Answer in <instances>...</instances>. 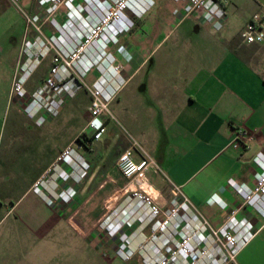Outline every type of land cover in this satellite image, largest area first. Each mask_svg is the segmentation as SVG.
<instances>
[{"label":"crops","instance_id":"obj_1","mask_svg":"<svg viewBox=\"0 0 264 264\" xmlns=\"http://www.w3.org/2000/svg\"><path fill=\"white\" fill-rule=\"evenodd\" d=\"M20 1L23 0H0V108L1 100H6L23 38L20 9L27 13L36 9L34 0H29L25 8L17 5ZM223 1L224 18L216 30L210 20L184 15L181 6L173 10L178 16L174 24L186 16L190 19L183 28L187 33L183 44L172 41L167 46L176 55L158 58L168 68L165 71H139L144 57L138 56L125 38L137 17L106 49L113 63L120 65L118 75L122 82L113 92L110 107H117L122 99V147L134 141L156 166L144 169L139 186L156 202L163 203L170 183L178 185L212 226L218 225L227 211L240 202L230 183L251 186L257 171L252 158L256 154L264 156V41L244 44L238 37L248 16L264 9V0ZM154 27L148 23L146 29L153 31ZM43 28L47 33V25ZM30 37L28 30L24 38ZM135 43L138 46L141 41ZM182 49L190 54H177ZM48 65L49 55L42 67L39 61L30 72L29 76L37 70L36 84L45 76ZM90 69L89 81L97 75L95 67ZM86 97L87 106V93ZM85 120L79 131H85ZM236 130L248 133L250 138L245 142L234 139ZM71 139L53 152L42 171ZM131 157L138 159L136 148ZM38 174L2 209L0 264H62L63 238L70 242L82 238L87 247L99 246L91 226L102 214L112 187L105 181L91 182V171L79 183L59 185L61 188L70 183L74 190L66 202L47 203L31 188ZM123 186L126 183L122 177ZM217 198L225 202V208L216 205ZM240 215L248 218L254 232L228 264H264V221L248 207L239 208L236 216ZM75 216L77 223L72 221ZM38 247L45 248L43 255L37 252Z\"/></svg>","mask_w":264,"mask_h":264},{"label":"built area","instance_id":"obj_2","mask_svg":"<svg viewBox=\"0 0 264 264\" xmlns=\"http://www.w3.org/2000/svg\"><path fill=\"white\" fill-rule=\"evenodd\" d=\"M176 1L181 2L184 15L210 20L214 29L224 18L223 0ZM150 2L34 0V11L27 13L20 9L23 35L30 30L31 37L22 38L8 95L21 98L26 94L25 80L40 59L50 52L47 72L21 110L34 123L40 124L43 113H55L66 97L82 87L88 96L85 127L90 129L89 142L99 139L105 130L104 119L112 118L109 102L113 92L122 82L118 75L120 65L113 63L106 48L116 43L118 36L131 27V20L125 12L130 10L138 16ZM44 25L48 27L47 33ZM72 30L77 32L70 35L72 40L67 41L63 33ZM238 37L244 44L264 41V9L248 16ZM92 67L97 69V75L86 83L83 78ZM233 138L245 142L250 135L236 130ZM79 146L77 142L75 146L71 143L64 145L50 164L54 165V172L49 178L36 179L32 183L31 188L47 203L53 200L66 202L74 193L70 183H78L85 175L87 164L76 151ZM135 148L137 160L131 157ZM252 159L257 165L252 185L230 183L240 202L227 211L218 225L212 226L178 185L170 183L168 198L163 203L156 202L139 186L144 169L156 166L150 156L132 141L115 160L117 171L126 180V186L122 187V210L117 212L114 209L105 214L99 226L109 236L117 237L116 254L122 260H129L135 254L140 264L232 263L236 252L254 232L246 216H236L237 210L248 207L264 221V156L256 154ZM65 182L70 183L58 188ZM215 203L220 209L225 208L221 199L217 198Z\"/></svg>","mask_w":264,"mask_h":264},{"label":"rangeland","instance_id":"obj_3","mask_svg":"<svg viewBox=\"0 0 264 264\" xmlns=\"http://www.w3.org/2000/svg\"><path fill=\"white\" fill-rule=\"evenodd\" d=\"M28 4L29 0L17 2V5L21 8H25ZM180 6L181 2L176 0H151L138 16L130 10L125 12L132 24L136 17L138 19L131 30L126 33L125 38L130 42L131 47L137 52V55L141 58L144 57L139 71H165L168 69L159 63L158 58H161L163 55H176L173 49H168L167 46L172 41L177 44L178 42L183 44L184 36L187 34L183 28L187 20L190 19V16H186L185 20L182 22L178 21L174 24L178 16L173 10ZM148 23L155 25L153 31L146 29ZM178 23L179 25H177ZM76 32V30H72V32L65 31L63 37L67 41H70L73 39L70 35ZM24 35L22 34L23 38ZM137 40L141 41V44L138 46L135 43ZM158 40L160 42L153 47L154 42ZM110 51L112 55H115L113 50ZM177 54L188 55L190 53H185L182 49ZM48 55H50V52L40 59V67L45 63ZM36 73L37 70L25 80L23 86L26 94L23 97H12L8 95L7 91L6 100H1L0 215L3 207L15 200L30 180L38 173L36 179L41 178L44 180L49 178V175L54 172V165H50L53 160L43 171L42 168L53 152L66 140L72 138L69 143L75 146L76 142L74 141V137L79 132V126L87 116L85 107L87 102L86 93L82 87H78L71 95L64 99L55 113H43V121L40 124L34 123L33 119L27 117L21 108L32 97L33 90L38 85L36 84ZM83 79L88 83L91 79V71ZM2 87L3 82L0 80L1 90ZM110 103L109 109L112 118L108 120L104 119L106 129L100 138L93 142L88 141L86 148L80 145L76 149L87 164L85 175L79 182L83 181L87 177L88 172L92 171L94 174L91 176V182L100 183L101 181H105L112 187L111 197L102 206V213L104 214H101L91 226V232L94 233L95 242L99 246L95 248L93 245H88L89 247H87L83 243L85 239L82 238H79L77 242L74 240L70 242V240L63 238V244L61 246L62 264H69L70 262L73 264H103V262L109 264H140L139 258L135 254L129 260H122L116 254L119 243L117 237L109 236L99 226L105 214H109L114 209L117 212L122 210V176L115 167L116 157L124 148L122 147V135H124L122 131V99L117 107H115L117 109L114 106L110 107ZM84 132L89 134V127H86ZM47 168L48 172L46 173ZM124 181L126 180L124 179ZM77 218V216L73 217L72 221L77 223ZM31 249L35 250V248ZM44 249V247H38L37 252L39 251L43 255L42 250Z\"/></svg>","mask_w":264,"mask_h":264},{"label":"trees","instance_id":"obj_4","mask_svg":"<svg viewBox=\"0 0 264 264\" xmlns=\"http://www.w3.org/2000/svg\"><path fill=\"white\" fill-rule=\"evenodd\" d=\"M74 141L86 148L88 146L89 134L85 133L84 131H79L75 135Z\"/></svg>","mask_w":264,"mask_h":264}]
</instances>
